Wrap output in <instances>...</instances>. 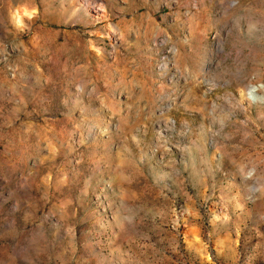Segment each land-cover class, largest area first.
Here are the masks:
<instances>
[{"label":"rangeland","instance_id":"1","mask_svg":"<svg viewBox=\"0 0 264 264\" xmlns=\"http://www.w3.org/2000/svg\"><path fill=\"white\" fill-rule=\"evenodd\" d=\"M264 0H0V264H264Z\"/></svg>","mask_w":264,"mask_h":264},{"label":"bare ground","instance_id":"2","mask_svg":"<svg viewBox=\"0 0 264 264\" xmlns=\"http://www.w3.org/2000/svg\"><path fill=\"white\" fill-rule=\"evenodd\" d=\"M248 90L258 99V101H263L264 96L260 93V87L258 85L251 84Z\"/></svg>","mask_w":264,"mask_h":264}]
</instances>
